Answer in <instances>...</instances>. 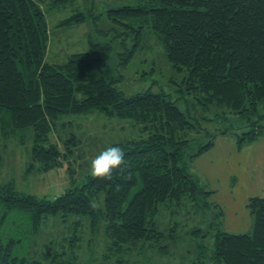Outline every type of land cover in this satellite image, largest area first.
<instances>
[{"label": "trees", "instance_id": "16d2710c", "mask_svg": "<svg viewBox=\"0 0 264 264\" xmlns=\"http://www.w3.org/2000/svg\"><path fill=\"white\" fill-rule=\"evenodd\" d=\"M72 1L0 0V143L23 144L31 132L27 171L62 170L71 180L53 199L0 185V264H157L170 259L181 226L166 221L160 230L157 217L163 209L173 218L182 206L209 215L203 228L185 231L197 262L264 264V197L246 203L251 230L228 233L222 211L207 202L212 192L190 171L217 136H235L238 147L264 137V0H149L107 12L120 25L137 24L138 33L152 30L172 68L187 73L180 104L162 93L125 97L115 87L110 45L91 36L85 51L48 62L42 7ZM86 18L74 14L61 25ZM93 112L131 120L141 135L111 145L124 151V171L77 181L71 163L80 140L63 135L72 123L61 119ZM52 218L61 237L42 241Z\"/></svg>", "mask_w": 264, "mask_h": 264}, {"label": "rangeland", "instance_id": "374dc122", "mask_svg": "<svg viewBox=\"0 0 264 264\" xmlns=\"http://www.w3.org/2000/svg\"><path fill=\"white\" fill-rule=\"evenodd\" d=\"M148 1L73 0L60 9L47 10L42 7L49 36L46 60L58 64L65 62L66 56L85 51L91 36V41L110 45L109 64L114 77L118 79L115 87L125 97L144 92L162 93L174 102L183 103L187 97L183 92L187 73L172 68L153 31L143 27L138 33L137 24L124 21V25H120L107 14L114 8L147 4ZM78 13L87 16L84 22L61 25ZM128 25L136 30L129 29L126 27ZM136 43L137 46L132 48ZM128 52H131L130 56ZM188 108L194 112V107L189 105ZM72 117H63L61 121L72 123L63 130V135L69 137L72 134L80 140L77 146L79 155L73 157L76 162L71 163L74 171L72 177L77 181L89 175L90 161L99 152L113 143L141 135L140 127L131 120L108 118L100 112ZM213 143L211 149L190 162V171L206 191L212 192L207 202L211 207L217 205L222 211V230L232 234L247 233L251 230L252 219L246 203L251 197H264V137L242 147H238L233 135L217 136ZM31 147V132L23 144L13 141L5 145L0 143V185L12 183L17 191L38 199H53L69 189L71 180L68 172L57 169L45 173L27 171L31 163ZM168 211L162 209L157 217L159 228L164 230L162 226L168 221L181 224L178 229L179 242L171 250L170 259H161L157 264H165L167 260L168 264H207L205 258L196 261L192 249L194 241L185 235V231L193 227L203 228L209 215L206 219L204 213L182 206L176 210L173 218H169V215L166 218ZM53 220L49 219L42 226L38 237L40 240L61 237L60 221ZM205 244H212L210 235L206 236ZM153 257L157 256L153 254Z\"/></svg>", "mask_w": 264, "mask_h": 264}, {"label": "clouds", "instance_id": "9594fccd", "mask_svg": "<svg viewBox=\"0 0 264 264\" xmlns=\"http://www.w3.org/2000/svg\"><path fill=\"white\" fill-rule=\"evenodd\" d=\"M126 167L124 151L118 146H108L91 159L89 175L100 180H111L114 170L124 171ZM116 187L118 189L119 185Z\"/></svg>", "mask_w": 264, "mask_h": 264}]
</instances>
